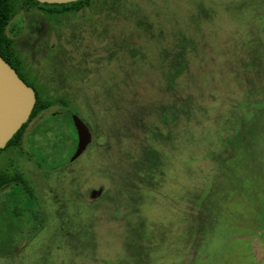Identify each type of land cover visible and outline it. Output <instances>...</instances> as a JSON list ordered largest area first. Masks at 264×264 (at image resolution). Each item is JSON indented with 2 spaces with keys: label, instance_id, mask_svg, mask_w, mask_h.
Segmentation results:
<instances>
[{
  "label": "rangeland",
  "instance_id": "374dc122",
  "mask_svg": "<svg viewBox=\"0 0 264 264\" xmlns=\"http://www.w3.org/2000/svg\"><path fill=\"white\" fill-rule=\"evenodd\" d=\"M18 8L54 103L0 152L29 188L0 190V264H264V0ZM72 112L93 137L75 160Z\"/></svg>",
  "mask_w": 264,
  "mask_h": 264
},
{
  "label": "water",
  "instance_id": "95a60500",
  "mask_svg": "<svg viewBox=\"0 0 264 264\" xmlns=\"http://www.w3.org/2000/svg\"><path fill=\"white\" fill-rule=\"evenodd\" d=\"M42 4H68L79 0H37ZM37 101L35 90L22 80L16 70L0 55V151L5 149L14 135L26 124ZM78 144L73 160L79 158L92 143V132L78 116L73 115ZM103 189L94 190L99 197Z\"/></svg>",
  "mask_w": 264,
  "mask_h": 264
},
{
  "label": "trees",
  "instance_id": "16d2710c",
  "mask_svg": "<svg viewBox=\"0 0 264 264\" xmlns=\"http://www.w3.org/2000/svg\"><path fill=\"white\" fill-rule=\"evenodd\" d=\"M92 1L93 0H79L68 4H42L37 0H0V55L16 70L22 80L27 83L28 80L23 74L25 68L24 63L15 49V39L10 37L8 33V28L11 26V23L19 10V5H21L22 8L25 5L36 6L40 10H42L49 18L56 19L60 16H65L70 13H78L83 11L86 7L91 5ZM182 73L183 71L177 73L176 78L181 76ZM29 84L34 86L36 89L37 101L35 107L33 109L30 120L26 124H24L23 127L14 135L5 149L11 147H21L23 143L24 132L26 131V128L28 127L30 122L37 116H41L54 103L52 96L50 99L43 98V92L36 88V86L31 82H29ZM50 115L52 114L50 113ZM70 119L72 124L74 125L71 116ZM20 183L23 184V186H25L27 190L29 189L28 186L24 182H22L19 176H11L7 174L6 171L0 172V190L12 184L17 185Z\"/></svg>",
  "mask_w": 264,
  "mask_h": 264
},
{
  "label": "flooded vegetation",
  "instance_id": "af4514ba",
  "mask_svg": "<svg viewBox=\"0 0 264 264\" xmlns=\"http://www.w3.org/2000/svg\"><path fill=\"white\" fill-rule=\"evenodd\" d=\"M27 70V71H26ZM30 70L28 69V68H24V71H23V74H24V76L26 77V79L28 80V75H29V73H32V72H29ZM38 79H40L39 77H38ZM37 79V80H38ZM60 81H62V80H60ZM29 80L27 81V84L28 85H30L29 84ZM34 90H35V92H36V89H35V87L34 86H32V85H30ZM36 86V85H35ZM36 88H38L37 86H36ZM36 96H37V94H36ZM57 104H59V106L60 107H58V109H56V111L55 112H52L51 114L52 115H57V114H63L64 113V110H65V108H66V105H65V101H64V99H63V97H59L58 98V103ZM70 116H71V118H72V120H73V115H75V113H70L69 114ZM77 144H78V142H77ZM77 148V147H76Z\"/></svg>",
  "mask_w": 264,
  "mask_h": 264
}]
</instances>
